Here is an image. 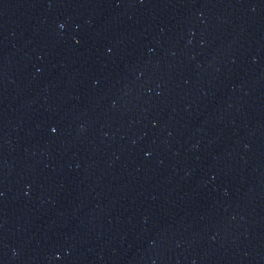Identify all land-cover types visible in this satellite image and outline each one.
<instances>
[{
	"label": "water",
	"instance_id": "obj_1",
	"mask_svg": "<svg viewBox=\"0 0 264 264\" xmlns=\"http://www.w3.org/2000/svg\"><path fill=\"white\" fill-rule=\"evenodd\" d=\"M216 0H0V264H25L153 108Z\"/></svg>",
	"mask_w": 264,
	"mask_h": 264
}]
</instances>
